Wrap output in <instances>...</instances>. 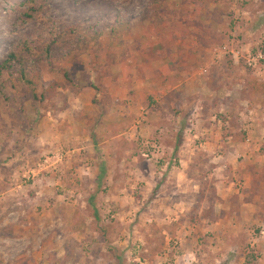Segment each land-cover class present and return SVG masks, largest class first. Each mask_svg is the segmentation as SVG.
I'll list each match as a JSON object with an SVG mask.
<instances>
[{
  "label": "rangeland",
  "instance_id": "rangeland-1",
  "mask_svg": "<svg viewBox=\"0 0 264 264\" xmlns=\"http://www.w3.org/2000/svg\"><path fill=\"white\" fill-rule=\"evenodd\" d=\"M152 25L189 39L177 78L110 73ZM225 44L264 47V0H0V64L21 51L32 82L0 81V264H264V178L245 204L255 165L230 145L264 82Z\"/></svg>",
  "mask_w": 264,
  "mask_h": 264
},
{
  "label": "crops",
  "instance_id": "crops-1",
  "mask_svg": "<svg viewBox=\"0 0 264 264\" xmlns=\"http://www.w3.org/2000/svg\"><path fill=\"white\" fill-rule=\"evenodd\" d=\"M174 17L178 18V16ZM175 22L177 21L175 20ZM151 24L154 23L151 22ZM178 24L183 25V21H180V23ZM152 26V29H150V27L148 26V29H150L149 31L152 36H135L132 39L128 38L130 40L128 42L129 47L127 49L128 53H126V55H130L127 60L131 62L132 65L129 66L128 61L117 63L118 65H113L115 63L109 64L108 68L110 70V73L113 74V71L117 68L118 73L122 69L129 68H133L135 69V71L141 70L144 76L139 75L141 76V80L139 81L140 85L146 84V78L149 77V74H147L148 69L154 70L153 72L157 71L158 76L160 77L168 76L171 81L172 78H177L178 74H180L177 72V69H180L182 65H184L183 61L186 58L185 56L189 55L190 53V46H187L190 45L188 42L189 39L187 40V38L182 37L178 32H172L170 35L159 34V26L156 27V30L154 28V25ZM183 26L186 27L185 25ZM130 41H132V43H130ZM233 63L237 64L234 61ZM158 81L161 82V80ZM175 81L178 84L179 79ZM204 84H206L207 88L210 91L212 87H214L212 86L213 84L211 85L212 87H209L207 82H205ZM158 85L160 87L162 83H158ZM180 85H182V83ZM173 88L174 86L170 87V89ZM251 107L253 108V114L251 118L252 121L251 123L246 124V137L243 140L231 141L232 144L230 145L234 148V152L236 153V155H243L247 159V161H250V165H255H253L254 167L250 168L253 176L256 171H260L262 169L258 167L264 166V150L262 148L264 147V116H262L261 118L260 115L256 112V108H254V106ZM218 156L220 157V155ZM259 159L261 162H258ZM263 178V176H260L261 180H263ZM244 203L248 204L249 202L245 201Z\"/></svg>",
  "mask_w": 264,
  "mask_h": 264
},
{
  "label": "trees",
  "instance_id": "trees-1",
  "mask_svg": "<svg viewBox=\"0 0 264 264\" xmlns=\"http://www.w3.org/2000/svg\"><path fill=\"white\" fill-rule=\"evenodd\" d=\"M116 30H118L117 27L115 26H112L110 27V37L113 38ZM99 34L100 32H97V33H94L93 36H92V39H95L99 37ZM96 39V40H97ZM55 38H52L51 40H47V41H44L41 45H38V47L41 49V53L42 54V57H44V59L46 60H52L53 58H56V57H65L64 53L61 51V49H54L55 48ZM32 45H29V44H25L24 45V49L26 50H31L32 49ZM260 49H264V47L262 46ZM55 50V51H54ZM256 51V50H255ZM27 64L25 62V59L21 56V51H12L8 57L0 64V81H1V78L2 76L7 73V74H11L12 72H16L19 74V76L22 78V80H24L28 85L32 86V82L30 80H28V72H27ZM63 72V75L68 79L69 78V72L68 71H62ZM245 82V89L243 90V93H245L244 95H241V96H247V98L252 101L253 99V96L256 95V93H258V89L260 88V85L256 82V80L250 78L247 80L244 81ZM35 96V95H34ZM249 102V101H248ZM250 103V104H249ZM249 106L251 107V102H249ZM234 138V136H231ZM244 135L242 136V138H238L235 136V140H243L244 139ZM179 144V141L178 143L176 144V149H177V145ZM101 166H104L103 163H100ZM104 170L102 169V172L100 173H103ZM260 176H263L264 177V168L261 169L260 171H256L252 178L254 181H252L253 186V192L251 193V195L249 197L252 196V194H255V191H257V187L256 185L258 186L259 185V180L260 179ZM255 187H256V190H255ZM256 196V194H255ZM214 199V198H213ZM253 200V198H246L245 201H251ZM238 201V196L237 195H234L233 198H232V201H231V205H237V202ZM254 201V200H253ZM264 209V208H263ZM261 210V209H260ZM212 209L210 208L206 213H205V216H209V213L211 212L212 213ZM263 211V210H261ZM264 212V211H263Z\"/></svg>",
  "mask_w": 264,
  "mask_h": 264
},
{
  "label": "built area",
  "instance_id": "built-area-1",
  "mask_svg": "<svg viewBox=\"0 0 264 264\" xmlns=\"http://www.w3.org/2000/svg\"><path fill=\"white\" fill-rule=\"evenodd\" d=\"M221 49L224 54L231 55L235 63L243 61V64L251 71L252 75L257 78L258 81L264 82V49L253 51L251 48H229L226 44ZM243 105L244 108L239 115H241L240 119L242 120L244 130H247L246 124L252 121L253 108H250L247 103Z\"/></svg>",
  "mask_w": 264,
  "mask_h": 264
}]
</instances>
